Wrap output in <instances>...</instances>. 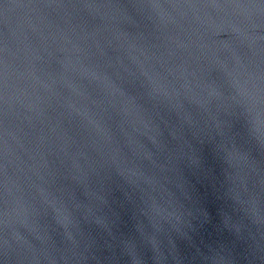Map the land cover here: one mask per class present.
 Returning a JSON list of instances; mask_svg holds the SVG:
<instances>
[{
    "label": "water",
    "instance_id": "water-1",
    "mask_svg": "<svg viewBox=\"0 0 264 264\" xmlns=\"http://www.w3.org/2000/svg\"><path fill=\"white\" fill-rule=\"evenodd\" d=\"M0 264H264V0H0Z\"/></svg>",
    "mask_w": 264,
    "mask_h": 264
}]
</instances>
